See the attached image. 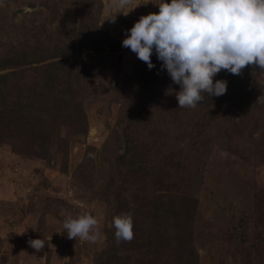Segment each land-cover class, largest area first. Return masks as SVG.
I'll return each mask as SVG.
<instances>
[{"label": "rangeland", "instance_id": "rangeland-1", "mask_svg": "<svg viewBox=\"0 0 264 264\" xmlns=\"http://www.w3.org/2000/svg\"><path fill=\"white\" fill-rule=\"evenodd\" d=\"M226 5L94 0L76 16L100 40L97 50L66 57L79 65L77 100L88 132L67 131L65 167L60 157L41 160L0 137V264H95L107 244L111 170L129 145L132 157L158 170L167 158L178 164L168 186L160 187L154 175L145 184L156 195L198 200L199 264H264V97L232 92L221 105L210 94L221 71L209 40ZM69 10H80L74 0H0V55L10 48L2 42L15 48L28 35L51 47L77 40ZM149 53L154 65L147 63ZM71 227L86 228L90 239L81 244Z\"/></svg>", "mask_w": 264, "mask_h": 264}, {"label": "trees", "instance_id": "trees-1", "mask_svg": "<svg viewBox=\"0 0 264 264\" xmlns=\"http://www.w3.org/2000/svg\"><path fill=\"white\" fill-rule=\"evenodd\" d=\"M93 1L74 0L80 10H69L66 16L70 21L74 17L69 25L77 40L65 46L30 42V35L15 48L11 40L1 43L10 48L0 55V137L10 139L18 152L41 160L53 163L60 157L63 167L69 156L67 131L76 137L88 132L87 113L83 102L77 100L79 65L69 63L66 57L78 50L100 47L91 24H78L75 19ZM225 2L229 5L221 11V22L211 32L216 37L208 39L210 48L217 50L213 53L214 61L220 64L216 71H221L217 86L210 90L211 98L219 96L222 105L232 92L246 98L254 93L256 101L264 97V0ZM33 5L29 2L28 6ZM147 58V63L154 65L153 53ZM141 74L143 82H147L150 69ZM206 83V87L211 85ZM63 127H67L65 133ZM125 142L129 144L130 140ZM131 149L133 152L129 145L120 152V162L111 170L107 185V244L95 264H199L193 230L198 200L186 201L176 193L156 195L146 186L151 183L145 184L146 177L154 175L161 182L160 187L168 186L169 176L178 173L174 169L178 164H171L167 158L164 169L158 170L149 160L140 162L139 157H132ZM140 214L145 218H140ZM236 233H241V241L247 242L240 227Z\"/></svg>", "mask_w": 264, "mask_h": 264}, {"label": "built area", "instance_id": "built-area-1", "mask_svg": "<svg viewBox=\"0 0 264 264\" xmlns=\"http://www.w3.org/2000/svg\"><path fill=\"white\" fill-rule=\"evenodd\" d=\"M68 233L75 236V239H77L81 244L85 243L90 239V234L86 228H76L71 227L68 229Z\"/></svg>", "mask_w": 264, "mask_h": 264}]
</instances>
